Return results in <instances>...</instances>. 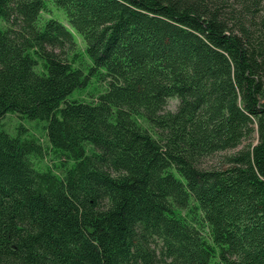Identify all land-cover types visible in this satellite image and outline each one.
<instances>
[{
  "label": "trees",
  "instance_id": "trees-1",
  "mask_svg": "<svg viewBox=\"0 0 264 264\" xmlns=\"http://www.w3.org/2000/svg\"><path fill=\"white\" fill-rule=\"evenodd\" d=\"M0 22V121L48 142L0 131V264H264V0H0Z\"/></svg>",
  "mask_w": 264,
  "mask_h": 264
},
{
  "label": "rangeland",
  "instance_id": "rangeland-1",
  "mask_svg": "<svg viewBox=\"0 0 264 264\" xmlns=\"http://www.w3.org/2000/svg\"><path fill=\"white\" fill-rule=\"evenodd\" d=\"M229 4H233V0H227ZM48 18H53L63 25L67 26L70 32L73 35V39L76 43V50L75 52L79 56L75 66H78L80 62L83 64L88 62V58L85 54V42L83 41L82 37L70 26H68L66 16L61 9L55 7L52 3L47 4V9L42 12L40 23H43L42 20H46ZM0 26L3 27V23L0 22ZM106 84L103 83H96L92 80L89 85L80 91H75L69 98L84 101V102H92L95 101L97 95L100 92H103L105 89ZM178 100L177 99H170L167 101L166 110L174 112L177 108ZM45 121H30L24 117H20L17 114H7L2 121H0V131H4L10 136H16L20 129L25 130V137L34 138L42 145L43 148L48 149V142L46 137L45 131ZM255 138V137H254ZM254 141V139H253ZM247 143V142H246ZM220 161V156H216L214 158L207 159L205 161L206 164L217 163ZM33 165L39 170H46L48 168L52 169V171L59 175L61 172L56 169L58 165V161L55 156L46 154L42 159H32Z\"/></svg>",
  "mask_w": 264,
  "mask_h": 264
}]
</instances>
